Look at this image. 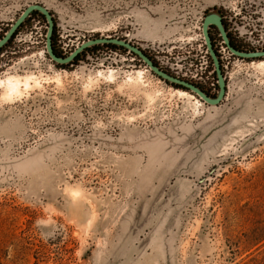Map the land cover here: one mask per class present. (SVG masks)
Returning <instances> with one entry per match:
<instances>
[{
  "label": "rangeland",
  "instance_id": "374dc122",
  "mask_svg": "<svg viewBox=\"0 0 264 264\" xmlns=\"http://www.w3.org/2000/svg\"><path fill=\"white\" fill-rule=\"evenodd\" d=\"M236 53L264 0H0V264H264V55Z\"/></svg>",
  "mask_w": 264,
  "mask_h": 264
},
{
  "label": "water",
  "instance_id": "95a60500",
  "mask_svg": "<svg viewBox=\"0 0 264 264\" xmlns=\"http://www.w3.org/2000/svg\"><path fill=\"white\" fill-rule=\"evenodd\" d=\"M33 10H38L40 11L47 19L48 21V24H49V34H50V28L52 26V21H51V18L48 14V12L40 7V6H30L26 9V11L24 12V14L21 16L20 21H22L27 15L28 13H30L31 11ZM209 25H216L219 29L222 27V22H221V19L217 16V15H214V14H211L207 17H205L204 21H203V32H204V35H207V29H208V26ZM7 38L9 37L6 36ZM48 39H47V44H48ZM97 43H114V44H117V45H121L123 47H126L128 49H131L133 52L137 53L138 56H140L142 59H144L146 61V63L152 68V70L157 73L159 76H161L163 79L167 80V81H170L172 84H175V85H178V86H181L182 88H188V89H191L193 90L194 92H196L197 94H199L201 97H203L208 103L210 104H216L219 102L220 98L222 97V94H223V89H222V82L220 81V91H219V95L217 98L215 99H212V98H208V96L203 93L198 87H195L193 85H190V84H187L183 81H180V80H177L167 74H165L164 72L160 71L157 67H155L154 65H152V63L150 62V60L144 55L141 53V51H139L138 49L136 48H133L131 47L129 44L123 42V41H119V40H115V39H110V38H102V39H97V40H94V41H91L90 44H97ZM227 46L232 50V48L230 47V44L229 42L226 43ZM48 52L51 56V58L53 60H55L56 62H67L70 58H73V56L71 57H68V58H58L56 55H54V53L52 52V49L50 48V46L48 47ZM232 52L235 53L234 50H232ZM236 54H239L241 56H247V57H256V56H260V55H264V53H250V54H241V53H236Z\"/></svg>",
  "mask_w": 264,
  "mask_h": 264
},
{
  "label": "trees",
  "instance_id": "16d2710c",
  "mask_svg": "<svg viewBox=\"0 0 264 264\" xmlns=\"http://www.w3.org/2000/svg\"><path fill=\"white\" fill-rule=\"evenodd\" d=\"M34 15H40L38 12H32L28 18H26L22 24H25L32 16ZM42 17V15H40ZM21 24V26H22ZM20 26V27H21ZM14 36H12V39H13ZM99 47V45L97 46H92L91 48H85L81 53H79L78 55H76L74 57V59L72 60L71 64H74L76 63L78 60H79V57L82 56L83 54L89 52V51H93V50H97ZM101 47H105V48H109V49H112V50H118V49H121V47H118V46H115V45H112V44H102ZM230 47L234 48L235 50H238V48H236L235 46L231 45L230 44ZM52 52L54 53V55H56L57 57L59 58H64L66 57V55H64L62 52L60 51H57L55 49V47L52 45ZM155 65V64H154ZM171 86L175 87V88H181V89H184L182 88L181 86H178V85H175V84H170ZM201 89V88H200ZM202 90V89H201ZM203 91V90H202ZM205 94L209 96V93L205 91Z\"/></svg>",
  "mask_w": 264,
  "mask_h": 264
},
{
  "label": "bare ground",
  "instance_id": "6f19581e",
  "mask_svg": "<svg viewBox=\"0 0 264 264\" xmlns=\"http://www.w3.org/2000/svg\"><path fill=\"white\" fill-rule=\"evenodd\" d=\"M29 79L30 78H26L25 81L22 82V84L25 85V88L28 86V83H29L28 80ZM20 84H21V81L16 76H7L6 78L1 79L0 80V87L4 88V93H3L4 95L3 96L6 98H9L13 95L18 94ZM36 84H37V82H36Z\"/></svg>",
  "mask_w": 264,
  "mask_h": 264
}]
</instances>
